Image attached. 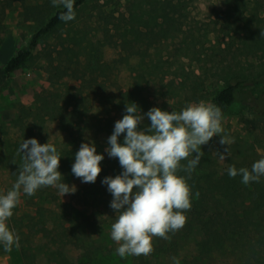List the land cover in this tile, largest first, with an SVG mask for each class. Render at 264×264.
Here are the masks:
<instances>
[{
    "label": "rangeland",
    "instance_id": "1",
    "mask_svg": "<svg viewBox=\"0 0 264 264\" xmlns=\"http://www.w3.org/2000/svg\"><path fill=\"white\" fill-rule=\"evenodd\" d=\"M180 3L186 7L177 12ZM223 3L224 0H159L158 7L166 10L170 19V32L149 35L150 47H147L140 40L123 41L117 35L121 31L116 34L109 31L107 35L103 29L100 10L112 11L116 18L125 19L127 10L137 6L135 0H88L70 24L46 37L26 66L9 78L0 91V194L10 190L18 176L6 154L5 138L12 142L36 138L40 144L49 142L57 149L74 142L77 151L82 143H89L95 145L104 160L95 183H83L77 177L68 183L63 178L70 187L75 185L74 193L62 197L53 187L40 199L21 193L20 203L8 221L9 227L20 237V247L5 251L0 245V264H24L21 249L39 253L40 246L46 250V255L41 253L40 257L48 259L54 253L66 257L67 264H77L75 257L87 248L94 255L89 264H135V256L121 258L116 254L118 245L110 233L117 217L110 207L112 195L101 180L114 160L106 151L109 137L104 127L107 120L116 122L118 119L119 113L111 102L131 90L138 74L135 70H145V64L152 61L163 68L158 71L163 73L153 75L152 71H146L142 95L149 110L159 107L179 112L189 103L200 102L195 99L197 95L207 98L201 101L211 103L223 87L224 63L217 47ZM57 8L51 0H0V69L39 28L41 20H46ZM69 27L84 31L85 51L75 58L67 75L56 80L50 63L62 65L63 70L69 65L56 54ZM185 80L204 85L205 93L193 96ZM43 92L57 93L62 102L70 106L76 129L73 138L58 130L56 120L48 119L38 129L27 118V111L35 107V95ZM222 127V135L227 136L230 143L221 145L220 137L214 136L205 146L216 161L215 193L223 186V170L227 160L236 154L237 141L259 154L264 153V116L254 115L235 104L224 109ZM226 148V158L221 159L220 154H224ZM193 208L199 217L206 216L207 210L201 202L193 203ZM198 239V236L186 239L176 233L171 234L169 240L153 238L154 251L144 257L151 264H174V258L180 264H237L232 256L207 255L205 250H199Z\"/></svg>",
    "mask_w": 264,
    "mask_h": 264
},
{
    "label": "trees",
    "instance_id": "2",
    "mask_svg": "<svg viewBox=\"0 0 264 264\" xmlns=\"http://www.w3.org/2000/svg\"><path fill=\"white\" fill-rule=\"evenodd\" d=\"M88 0H75V13L81 10ZM134 4V3H133ZM127 10L128 16L125 19H118L114 13L105 10L99 12L104 19V31L108 35L109 31L117 34L120 39L127 41L140 40L149 44V35L156 32L162 34L169 33V17L161 10L159 0H135V5ZM182 3L178 4L177 12L185 9ZM173 10L174 12L176 11ZM64 11L59 7L48 16L46 20H41L40 26L36 29L28 41L20 47L16 53L0 69V91L5 87L9 78L22 69L30 61L33 53L39 44L46 38L64 28L69 22L59 19L60 13ZM218 53L224 63V75L222 77L223 87L212 98L211 104L220 107L222 113L224 109L240 104L242 108L257 116H264V0H224L223 9L220 11ZM41 14V12H38ZM220 23V22H219ZM111 29V30H110ZM66 37L60 42V50H56L59 60L66 61L69 65L63 70L62 65L50 66L53 69L56 80L65 77L67 70L71 69L75 58L84 53L83 42L86 35L81 29L69 27L65 30ZM62 62V61H61ZM150 63V62H149ZM146 63L145 70L138 72L133 79L131 90L125 92L116 102H111L113 109L119 113L118 119H122L126 105L135 103L138 112L146 114L149 111L148 104L142 95V84L148 72L159 75L158 71L163 68L151 61ZM188 83L191 94L197 95L205 93L206 87L192 80H185ZM187 87V88H188ZM198 101L207 99L202 95L195 98ZM34 108L27 111V118L31 119L34 128L40 127L49 119L57 121L58 130L73 138L76 132L73 113L69 111V105L62 102V98L57 93L43 92L35 95ZM143 130L150 126L151 121L144 115ZM41 125V126H40ZM115 122L110 119L104 124L106 135L110 137L114 131ZM32 133V130H31ZM6 137V134H3ZM126 133L121 134L118 142L123 143ZM76 141V138H75ZM22 142H12L5 138L3 145L8 159L14 163L18 175L20 165L23 163L22 153L17 154L19 145ZM237 150L233 159L226 162L222 174L223 186L219 193H215L213 184L218 179L216 171V161L211 156L206 145L202 146L204 153L197 167L189 173L180 171L178 175L185 176L191 187V209L186 211L187 217L184 227L175 232L186 239L199 237L196 244L199 250H205L207 255L232 256L237 264H264V176L259 182L243 184L242 176L237 175L231 178L228 175V168L235 166L237 169L249 168L257 160L264 158V153L259 154L255 149L237 141ZM77 144L69 143L66 147L58 149L61 155L59 171L66 182H71L74 174L71 171L75 162ZM264 151V150H263ZM192 157H189L191 159ZM186 165L187 160L181 161ZM121 168L117 158L110 164L105 177L121 174ZM101 178L103 181L104 178ZM221 187V186H220ZM49 187L39 189L35 195L29 196L33 199H40ZM199 196H196V193ZM112 201V196H111ZM204 204L207 214L199 217L193 208V203ZM260 232L259 235L253 234ZM173 233H169L171 235ZM164 240V239H161ZM164 245V244H163ZM41 253H46L43 246H40L39 253L30 249H21L24 264H67L66 257L56 256L51 253L48 259ZM46 255V254H45ZM77 264H89L94 260L93 252L89 248L83 250V254L75 257ZM135 264H151L144 255L135 256Z\"/></svg>",
    "mask_w": 264,
    "mask_h": 264
},
{
    "label": "clouds",
    "instance_id": "3",
    "mask_svg": "<svg viewBox=\"0 0 264 264\" xmlns=\"http://www.w3.org/2000/svg\"><path fill=\"white\" fill-rule=\"evenodd\" d=\"M51 3L54 7H63L59 15L61 21L75 19V0H51ZM138 109L135 103L127 104L126 114L115 122L106 151L110 158L118 159L123 171L102 181L112 195L110 207L117 218L110 234L118 245L116 254L121 258L150 255L154 251L153 238L169 240V233L174 234L184 227L185 213L191 209L192 192L187 178L178 173L191 174L204 155L202 146L214 136L220 137L221 145L230 143L229 138L222 135V110L215 104L193 102L179 112L153 107L143 115ZM144 115L151 124L141 130ZM124 133L123 143L118 142ZM21 153L23 163L16 182L10 190L0 194V245L5 251L20 247V237L9 227L8 221L20 203L21 193L33 196L41 188L53 187L63 197L76 191L75 185L70 187L63 182L58 170L61 155L52 143L24 139L17 150L18 155ZM226 155L227 148L220 158L225 159ZM103 160L95 145L82 143L75 153L71 171L83 183H95ZM184 160H187L186 165L181 163ZM228 175L231 178L241 175L245 185L259 182L264 176V158L254 162L251 169L231 166ZM174 264H180L179 260L174 258Z\"/></svg>",
    "mask_w": 264,
    "mask_h": 264
}]
</instances>
